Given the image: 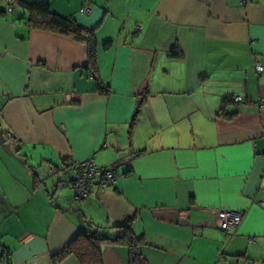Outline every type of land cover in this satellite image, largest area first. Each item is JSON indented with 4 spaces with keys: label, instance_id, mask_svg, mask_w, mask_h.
Instances as JSON below:
<instances>
[{
    "label": "crops",
    "instance_id": "crops-1",
    "mask_svg": "<svg viewBox=\"0 0 264 264\" xmlns=\"http://www.w3.org/2000/svg\"><path fill=\"white\" fill-rule=\"evenodd\" d=\"M11 1L0 0L6 264H80L51 257L88 222L109 237L129 225L143 264H264V0H48L94 32L96 78L85 43L29 27ZM88 158L116 183L74 199L70 163ZM215 209L244 213L234 235ZM101 264H129L127 248L105 243Z\"/></svg>",
    "mask_w": 264,
    "mask_h": 264
},
{
    "label": "trees",
    "instance_id": "trees-1",
    "mask_svg": "<svg viewBox=\"0 0 264 264\" xmlns=\"http://www.w3.org/2000/svg\"><path fill=\"white\" fill-rule=\"evenodd\" d=\"M8 4L23 9L21 17L29 27L62 34L69 36L76 41L85 43L88 53L87 68L91 70L95 77L97 69L96 40L92 30L84 28L73 19L53 13L50 10L48 0H32L31 3L12 0L11 3ZM0 17H5V11H0ZM108 44L109 42L106 43V45ZM169 55L172 57H181L182 53L179 49H172ZM97 88L104 94L108 93V89L101 87L99 81H97ZM228 100L231 101L230 98H228ZM140 105L141 101H138V106L134 111L129 126L130 131L134 126ZM117 227V235L109 237L101 232V227L88 222L84 231H79V233H77L59 253L53 255L51 258L54 262H57L67 255L73 254L76 256L80 264H101L102 245L105 243H111L124 244L127 246L129 251V264H143L141 261V255L138 252V246L142 243L140 242V238L138 239L133 235L129 225L120 224Z\"/></svg>",
    "mask_w": 264,
    "mask_h": 264
},
{
    "label": "built area",
    "instance_id": "built-area-1",
    "mask_svg": "<svg viewBox=\"0 0 264 264\" xmlns=\"http://www.w3.org/2000/svg\"><path fill=\"white\" fill-rule=\"evenodd\" d=\"M240 3H246V0H239ZM13 9L12 4L7 5V12H11ZM91 10V6L85 5L79 8V12L88 13ZM138 27L135 28L137 30ZM262 65L256 63L255 71L260 73L262 71ZM231 101L236 103H243V97L241 95H235L229 97ZM264 103V99L254 101V104L260 105ZM72 170V176L69 184V189L74 199H88L92 193L93 186H97L99 189H106L112 187L116 183L117 174L114 168L102 167L94 163L92 158L84 160H72L70 163ZM264 207V202L259 203ZM218 216L219 227L224 234L229 237L234 235L236 229L241 224L244 213L241 211L227 210V209H215ZM9 252L4 249H0V264H6V259Z\"/></svg>",
    "mask_w": 264,
    "mask_h": 264
},
{
    "label": "rangeland",
    "instance_id": "rangeland-1",
    "mask_svg": "<svg viewBox=\"0 0 264 264\" xmlns=\"http://www.w3.org/2000/svg\"><path fill=\"white\" fill-rule=\"evenodd\" d=\"M69 192H70V194L72 195V193H71L70 189H69ZM120 245H122V246H125V247L127 248V246H126V245H124V244H120ZM127 251H128V248H127ZM128 256H129V251H128Z\"/></svg>",
    "mask_w": 264,
    "mask_h": 264
}]
</instances>
